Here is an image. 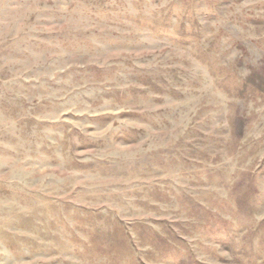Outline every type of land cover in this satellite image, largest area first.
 Here are the masks:
<instances>
[{"label":"rangeland","instance_id":"rangeland-1","mask_svg":"<svg viewBox=\"0 0 264 264\" xmlns=\"http://www.w3.org/2000/svg\"><path fill=\"white\" fill-rule=\"evenodd\" d=\"M0 264H264V0H0Z\"/></svg>","mask_w":264,"mask_h":264}]
</instances>
